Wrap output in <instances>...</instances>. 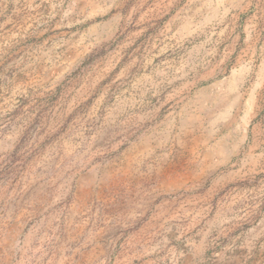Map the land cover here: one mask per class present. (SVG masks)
I'll use <instances>...</instances> for the list:
<instances>
[{"label": "rangeland", "instance_id": "rangeland-1", "mask_svg": "<svg viewBox=\"0 0 264 264\" xmlns=\"http://www.w3.org/2000/svg\"><path fill=\"white\" fill-rule=\"evenodd\" d=\"M94 1L48 17L21 0H0L5 42L27 45L47 28L56 38L77 31L85 43L78 59L53 53L51 75L36 74L47 70L29 54L2 55L0 264H264V235L253 229L264 171L248 170L228 184L225 173L212 172L203 202L204 188L125 180L114 163L145 133L160 144L171 138L180 125L163 117L194 114L182 104L235 64L221 60L220 50L253 13V0ZM16 63L34 71L15 75ZM246 64L260 73L258 59ZM215 65L222 75L207 76ZM259 75L250 73L246 84L260 83ZM254 110L229 109L220 132L247 129L250 140L253 123L264 128V104Z\"/></svg>", "mask_w": 264, "mask_h": 264}, {"label": "crops", "instance_id": "crops-1", "mask_svg": "<svg viewBox=\"0 0 264 264\" xmlns=\"http://www.w3.org/2000/svg\"><path fill=\"white\" fill-rule=\"evenodd\" d=\"M21 1L29 9H36V12H48V17H50L51 12L83 11L87 5L92 7L95 4L94 0H71L69 4L67 0ZM17 2L13 0V4ZM253 4V13L249 18L239 22L238 29L240 30H236L232 37L229 36L224 39L223 44L225 46L220 50L221 60L234 59L235 64L228 68L226 75L223 73L222 78L214 79L212 82L197 87L187 97L186 103L181 106V111L194 112L193 115L188 117L183 115L178 117L166 116L161 119V123L172 124V128L175 125H180L171 138H164L165 140L160 144L158 139L151 140V135L145 133L138 140L130 142L129 146L122 150L121 155H119L122 158H117L114 163L123 167L125 180H137L139 178L143 180L146 178L157 181V184L161 180H165V183H161L157 187L177 189L187 186L194 192L197 188H204L203 202H206L207 190L212 187V172L225 173L223 181L228 184L229 182L234 183L238 174L248 170L264 171V168L261 167L264 165L260 162V159L264 158V128L261 122L252 124L250 140H248L247 129L239 135L220 132L223 124V128H226L229 109L250 108L253 113L254 109H258L264 104V99H261L263 91L261 83H263L264 78L262 67L264 61V0H253ZM0 24L2 27L3 21ZM74 24L75 22L69 25L68 20L63 24L60 20L59 26L62 25L67 28ZM97 26L91 24L90 28L94 29ZM46 30L47 28L42 29L40 31L42 35L39 34L27 45L14 38L5 42L0 37V76H3L1 65L2 55L5 51L10 52L12 57L14 53L19 54L16 59L26 58L25 54H29L34 60H43V63L39 64V69L43 68L47 71H36L38 75H51V66L48 63H50L53 53L58 54L56 58L65 61L82 57L85 43L77 31L73 32L71 37L56 38L52 35H46ZM69 43L73 44L69 45ZM5 45L9 46L5 48ZM12 57L11 59H14ZM253 59L259 60L258 72L260 73L255 71L253 65L248 69L249 65L246 64V61ZM16 65L15 75H27L34 71L31 67L29 70V63L24 64L26 67L23 68H18L20 66L18 63ZM218 66L215 65L210 71H207L209 72L207 76L222 75V72L217 71ZM62 73L63 71L59 74ZM250 73L253 74L254 78L260 74L261 82L256 83L253 79V82L247 85L245 80ZM211 107L218 110L211 113L209 110ZM213 126L216 127V130ZM248 157L251 158L252 164L246 161ZM141 169L142 171H140ZM228 173L231 175L230 180ZM233 188L236 186L234 185ZM201 201L199 196L198 203ZM193 202L196 203L195 196ZM257 205L259 207L254 216L256 223L253 229L255 234L264 235V199H261ZM232 214L230 219L238 220L241 218L238 213ZM21 248L25 251L29 246L22 245Z\"/></svg>", "mask_w": 264, "mask_h": 264}, {"label": "bare ground", "instance_id": "bare-ground-1", "mask_svg": "<svg viewBox=\"0 0 264 264\" xmlns=\"http://www.w3.org/2000/svg\"><path fill=\"white\" fill-rule=\"evenodd\" d=\"M213 149V148H212Z\"/></svg>", "mask_w": 264, "mask_h": 264}]
</instances>
